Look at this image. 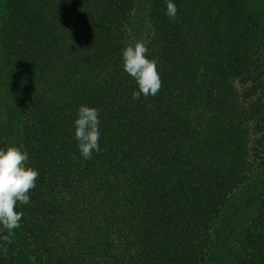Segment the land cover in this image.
I'll list each match as a JSON object with an SVG mask.
<instances>
[{
	"label": "trees",
	"instance_id": "16d2710c",
	"mask_svg": "<svg viewBox=\"0 0 264 264\" xmlns=\"http://www.w3.org/2000/svg\"><path fill=\"white\" fill-rule=\"evenodd\" d=\"M172 2L175 20L166 0H146L163 85L134 100L122 51L135 0H3L16 144L39 172L16 207L31 264H207L215 222L259 181L228 255L264 264V21L247 0ZM82 105L100 110L87 160L74 139ZM0 264H23L2 228Z\"/></svg>",
	"mask_w": 264,
	"mask_h": 264
},
{
	"label": "clouds",
	"instance_id": "9594fccd",
	"mask_svg": "<svg viewBox=\"0 0 264 264\" xmlns=\"http://www.w3.org/2000/svg\"><path fill=\"white\" fill-rule=\"evenodd\" d=\"M177 11L172 0H166V15L169 19L175 20ZM147 52L148 48L142 41L129 44L122 51L123 70L138 86V90L132 93L134 100H138L141 95L145 98L156 96L163 85L157 61L149 59ZM99 115V109L82 105L74 121V139L85 160L91 158L93 151H100ZM27 162L28 154L21 147L0 149V228L9 234L20 227L23 213L17 211L16 207L30 202L29 193L35 188L39 177V172L27 166Z\"/></svg>",
	"mask_w": 264,
	"mask_h": 264
},
{
	"label": "rangeland",
	"instance_id": "374dc122",
	"mask_svg": "<svg viewBox=\"0 0 264 264\" xmlns=\"http://www.w3.org/2000/svg\"><path fill=\"white\" fill-rule=\"evenodd\" d=\"M251 4V9L257 10V15L262 17L264 21V1L262 0H247ZM256 12V11H255ZM3 0H0V137L5 147L17 146V130L19 121L17 109L14 101L8 94V84L6 80L5 57L1 40V28L3 25ZM129 40L132 44L137 41L146 42L150 34V28L147 20V4L146 0H135L134 7L131 13L129 22ZM264 160H259V165ZM262 168H264L261 165ZM258 172L256 169L255 173ZM255 185L249 183L247 185L250 190L249 195L243 198L244 188L233 199L228 202V206L224 208V214L220 218V224L215 222L212 231L209 259L207 264H233L228 253L230 248L236 246V242L244 233L245 222L247 216L253 210V198L261 197L263 189L262 182ZM242 197V198H241ZM222 219L223 222H222ZM217 224V225H216ZM217 227V228H215ZM17 243L19 244V252L23 264H31L27 259V249L23 241V237L16 228L13 232Z\"/></svg>",
	"mask_w": 264,
	"mask_h": 264
}]
</instances>
